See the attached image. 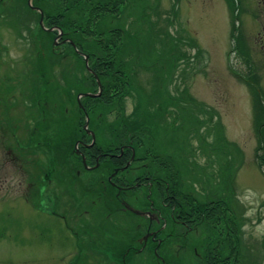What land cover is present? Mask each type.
Listing matches in <instances>:
<instances>
[{"label": "flooded vegetation", "instance_id": "obj_1", "mask_svg": "<svg viewBox=\"0 0 264 264\" xmlns=\"http://www.w3.org/2000/svg\"><path fill=\"white\" fill-rule=\"evenodd\" d=\"M120 3L122 21L109 19L121 25L124 46L104 55L94 44L108 33L80 31L88 3L0 0V149L27 176V206L72 243L70 264H251L237 196L206 190L205 165L193 162L186 86L173 71L174 79L151 82L144 100L143 80L133 92L117 74L134 53L143 60L124 36L136 18L130 0ZM13 26L29 46L19 59L4 43ZM95 74L97 98L89 96L100 91ZM130 92L136 106L155 110L129 114Z\"/></svg>", "mask_w": 264, "mask_h": 264}, {"label": "rangeland", "instance_id": "obj_2", "mask_svg": "<svg viewBox=\"0 0 264 264\" xmlns=\"http://www.w3.org/2000/svg\"><path fill=\"white\" fill-rule=\"evenodd\" d=\"M51 1L57 3V0ZM241 1V21L237 25L243 47L231 38L227 0H139V3L130 0V11H133L130 14L136 18L129 20L125 27L129 39L142 31L150 33L145 36L148 39L164 35L162 41L167 48L158 51V68L145 49L144 61L148 66L154 65V70L138 69L137 77L144 81L146 93L156 89L151 82L172 79V71L176 82L182 81L186 86L192 99L191 116L187 119L192 135V158L193 162L205 165L204 188L213 191L220 187L236 196L251 188L264 195V6L260 0ZM113 3L120 2L113 0ZM55 8L50 12L54 13ZM122 9L120 6L116 16H110L122 21ZM166 31L176 39L184 38L187 43H172ZM3 35L13 59H19L29 49L27 43L17 38L14 26L3 30ZM192 41L201 51L195 59ZM169 46L176 49L177 59L184 62L174 67L175 55L169 57L172 51ZM256 89L259 92L261 89L263 98L258 107ZM135 104L136 95L130 92L123 101L125 110L129 114L136 112ZM199 136L204 143L197 141ZM209 137L213 138L211 143ZM8 155L0 149V264H70L72 243L62 242L59 227L47 223L27 206V176L10 163ZM239 205L241 225L251 224V220L244 218L245 207ZM261 206L264 207V201ZM255 219L259 222L264 216L258 214ZM248 234V239L243 238L249 247L245 256L252 255L251 264H264V241Z\"/></svg>", "mask_w": 264, "mask_h": 264}, {"label": "trees", "instance_id": "obj_3", "mask_svg": "<svg viewBox=\"0 0 264 264\" xmlns=\"http://www.w3.org/2000/svg\"><path fill=\"white\" fill-rule=\"evenodd\" d=\"M67 1L69 3H88L86 5L80 6V15H81L80 19H79L80 31H82L84 34H87V35H96L97 38H101L102 33H108L106 35L105 39L101 40L100 42H96L94 44L95 49H101L102 53H104V55H105V52L103 50L106 48H111V47L112 48H115V47L120 48V47L124 46V38L122 37L123 36L122 30L115 28L117 26H120V24H117L118 23L117 21L111 23L110 19H108V17L114 16L113 15V14H115L114 12L117 13L121 3H114L112 5L107 4L111 0H74V1L73 0H67ZM260 1H261V3H263V6H264V0H260ZM119 2H120V0H119ZM227 3L229 5L230 12H231V25H232L231 38L236 43L238 42V45H241L243 47L244 43L242 41L241 29H240V26L237 25L238 22L241 21L240 20V17H241L240 11H241L242 1L241 0H227ZM72 9H73V7L72 8L69 7L67 10H65V11H68L67 13H65V15H71ZM54 11H55V9H54ZM110 11H112L111 15H113V16H110V14H108V12H110ZM110 25L112 27H110ZM143 32L144 31L136 33L138 36L136 34H134L130 39L127 38L129 35L126 32V34L124 36H126L127 47L130 49H135V50L136 49H142L143 54L146 52L145 49H147L148 53H150V57H151L153 63H155L154 65L156 66V68H158L157 67L158 63L156 61L159 58L158 56H160V55H158V51L160 48H163V47L167 48V46L162 41L164 35L163 34L157 35V33L156 34L152 33L153 36L157 35V37L156 38L151 37L148 39L145 36L150 35V33L144 34ZM166 32H168V34L170 35L169 38L171 40L173 39L172 43H175V44H179V42L180 43H187L186 40L185 41L183 40L184 38H181L182 40L178 39V38L176 39V37H174L169 31H166ZM89 33H92V34H89ZM109 33H112V34H109ZM107 41H109V42L107 43ZM110 41H111V43H110ZM82 46H84V45L82 44ZM169 47L172 49V51H169V57H173L176 54V53L174 54L176 49L172 46H169ZM262 47L264 48V34L262 37ZM191 48L196 51V54L194 55V59H195L196 56H199L201 51L198 49L197 45L193 41H192ZM174 57H175V59H174V67H175V66H177V64H179L180 60L177 59L176 55ZM144 58H143V60H141V58H139L138 54L135 55V53H134L133 55L129 56L128 71H123L121 73H117L122 78H125L126 80L129 81V85L132 86L131 91H133V92H137L139 87H140L139 84L137 85L135 83L136 81L139 80V78L137 77V73H139V71L137 69L141 68V70L145 71V72H149V70H151L152 68L154 70V65L148 66L145 63ZM191 59H192V57H191ZM188 64H189V62H188ZM137 66H138V68H137ZM133 67H135V68H133ZM103 74H104V76H107V75L111 74V72H104ZM114 74H116V73H114ZM170 74H171V77H173L172 73H170ZM100 78H101V80L104 81L103 77H100ZM109 78H112V77H109ZM117 78H120V77H117ZM133 92H131V93H133ZM255 92H256V96H257V107H258L259 105H261V102H262V101H260V98H262V91L260 89V92H259L258 89H256ZM151 93H150V91H148V93H146V91L143 90V91H141L140 94L144 97V100H145V96L149 97L152 95ZM102 100L104 102V98H102ZM140 105L141 104H139L135 107L136 112H141V111L142 112H152L155 110V105H153L150 102H145L143 108H141ZM171 105H172V103L171 104L168 102L165 103V107L171 106ZM165 111H167V110H165Z\"/></svg>", "mask_w": 264, "mask_h": 264}, {"label": "clouds", "instance_id": "obj_4", "mask_svg": "<svg viewBox=\"0 0 264 264\" xmlns=\"http://www.w3.org/2000/svg\"><path fill=\"white\" fill-rule=\"evenodd\" d=\"M15 58V57H13ZM213 141L212 137L208 138V142ZM194 144L198 142L194 141ZM236 199L245 207L244 218L251 220V224H244L241 226V232L246 233L245 239H248V233L256 240L264 241V220L256 221L255 217L259 214L264 216V207L261 206V201H264V195L248 188L243 195H237ZM254 226V227H253Z\"/></svg>", "mask_w": 264, "mask_h": 264}, {"label": "water", "instance_id": "obj_5", "mask_svg": "<svg viewBox=\"0 0 264 264\" xmlns=\"http://www.w3.org/2000/svg\"><path fill=\"white\" fill-rule=\"evenodd\" d=\"M29 3H32V0H29ZM95 77L97 78V82L99 83V89H100V91H99V93H97L95 95H89V96L94 97V98H97V97L100 96V92H101L102 88H101V84H100V80H99L98 75L95 74Z\"/></svg>", "mask_w": 264, "mask_h": 264}]
</instances>
